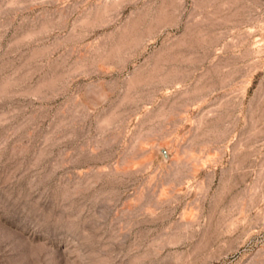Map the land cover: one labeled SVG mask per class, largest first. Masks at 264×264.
I'll return each instance as SVG.
<instances>
[{
    "label": "rangeland",
    "instance_id": "1",
    "mask_svg": "<svg viewBox=\"0 0 264 264\" xmlns=\"http://www.w3.org/2000/svg\"><path fill=\"white\" fill-rule=\"evenodd\" d=\"M0 264H264V0H0Z\"/></svg>",
    "mask_w": 264,
    "mask_h": 264
}]
</instances>
